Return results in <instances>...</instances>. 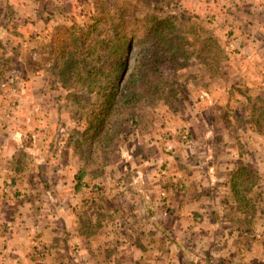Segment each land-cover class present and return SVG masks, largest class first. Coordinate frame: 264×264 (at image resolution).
Segmentation results:
<instances>
[{
	"label": "crops",
	"instance_id": "crops-1",
	"mask_svg": "<svg viewBox=\"0 0 264 264\" xmlns=\"http://www.w3.org/2000/svg\"><path fill=\"white\" fill-rule=\"evenodd\" d=\"M32 1L18 0L13 8L25 9ZM175 1L176 15L203 18L209 11L211 22L221 24L219 31H230L222 47L229 57L226 68L235 70L227 77L228 89L243 85L247 91L245 84L262 83V93L236 115H252L262 100V124L220 122L225 93L208 94L207 108L196 111L200 124L192 127L186 120L181 126L193 135L188 144L170 128L161 133L134 124L127 134L122 128L105 155L97 150L102 166L90 170L72 162L77 148L70 142L60 150L65 135L59 144V135L56 140L49 135L52 130L55 135L67 106L63 109L58 92L45 93L42 78L34 80L17 108L0 106V258L5 264H264V0ZM233 91L226 93L232 102ZM252 92H240L237 99L251 102ZM37 110L46 116L37 119ZM69 115L62 122L68 131L70 123L76 125L75 115ZM238 128L245 133L238 134ZM251 131L262 154L256 148L258 156L253 153L248 161L237 151L246 146L240 136ZM248 162L262 163V174ZM243 167L245 181L234 189V176Z\"/></svg>",
	"mask_w": 264,
	"mask_h": 264
},
{
	"label": "rangeland",
	"instance_id": "rangeland-1",
	"mask_svg": "<svg viewBox=\"0 0 264 264\" xmlns=\"http://www.w3.org/2000/svg\"><path fill=\"white\" fill-rule=\"evenodd\" d=\"M17 1L14 0L15 4L9 5L8 0H0V25L4 27H0V69L2 71L1 74L4 75L2 76L3 78L1 77L0 106L2 107L1 104H3L14 110L20 104V95L31 91L36 85L33 81L42 78L45 82L42 84L47 87L45 93L58 92L61 95L60 98H62L63 109L67 106V109L63 112V118L58 121L60 123L56 127L55 135L53 130L52 134L50 132L49 135L54 136V140L59 135L58 144L65 135L63 143L60 142L62 143L60 150L66 149L68 142L71 143L70 147L73 149L77 148V156H74L75 159L72 161L74 164L84 165L85 168L90 170L94 168L100 169L102 165L99 167L97 162L99 161L98 152L91 154L96 144V141L91 136L94 131H86L89 127L88 121L93 119L88 117V115L94 110H98L99 106L95 103L100 96L96 93H88L87 88L83 86L84 80L79 79L80 77H77L75 73H70V66L72 65L70 59L72 57L69 55L64 60L62 52L75 46L73 38L76 35L86 38L88 40L87 44L96 39L107 37L109 24H113V19L117 15V7L130 8L133 6L135 7L133 9L135 15H142L149 11H161V9L175 14L174 12L179 11V5L175 0H70L71 2L69 0H33L27 4L25 9L22 7L18 11V7L17 9L16 7L13 8L16 6ZM190 11L191 14L195 12L193 8ZM36 15H39L40 18L36 19ZM211 15L212 13L207 11L203 18H194L189 16L188 13H186V18L181 17L180 24L185 31L183 36L188 40V44L186 43L184 46L186 51L184 57L186 60L181 59L174 62L167 59V62L161 65L160 68L166 85L169 88H175L174 91H171L174 92V95L168 96L165 92L166 96L164 98L166 100H159L158 103L147 109L135 107L133 110L137 118L135 123L139 127L142 126V130H159V132L165 133L166 127L170 128L171 131H174V134L176 133V138L185 141L186 145L191 140H194L193 135L186 127L181 128V126L186 124V120L188 122L192 121V127L195 124H200L197 121L198 115H196V111L207 108L209 102H206V95L212 93L222 94L223 92L225 93V98L221 99L223 109L219 113L220 122L233 124L236 127H244L247 122L262 124V100H257L258 102L254 111H252V115L245 113H240L239 116L236 115L238 113L236 110H239L242 106L252 104L256 94L262 93V83H254L249 86L245 84L247 91H243V85H239V87L231 89L235 90L233 94L231 93L234 101L228 100L226 93L231 90L228 89L230 81L228 82L227 77L230 73L233 74L235 70L228 66L226 68L225 65H228L229 57L225 56L222 47L229 43L228 34L230 31L226 33L223 32L224 30L219 31L218 27H221V24L215 26L211 22ZM98 20L101 21L98 23L96 31L86 36V31L91 29L94 22ZM195 34L200 35L204 40H207V38L217 40L214 48L210 42L206 43L210 45L211 49L213 48L211 56L208 54L209 52H200L201 41L198 40ZM126 43L123 42L121 51L123 52L122 54L125 55L127 53L131 57L130 68H132L135 64L134 59L140 51V42H137V40L131 42V50ZM236 48L235 46L232 47L233 51L231 53L233 56L238 51ZM215 53L220 54V57L217 58L218 61L214 60L216 57ZM238 57H235V60L240 61ZM67 72L69 73L68 75L71 74V77H63L64 73ZM240 92L245 95L252 92V97L250 98L252 101L250 102L249 100L247 102L248 100L244 96L237 99ZM203 96L205 98H202ZM45 100L48 101V97L45 96ZM36 112L35 117H38L37 119L46 116V114L43 115L41 110ZM70 113L75 115L74 121L77 126L75 125L73 128L71 127L72 124H69V127L73 128L74 131L70 128L68 131L65 127L66 125L64 123L62 125V122L70 119ZM163 115L164 117H162ZM152 123L155 124V127L150 128ZM127 124L124 126L126 132H123V134H127L129 131L126 130L128 129L127 126L131 127V129L132 127L134 128L133 122ZM237 133L245 132L240 131L238 128ZM258 133L262 135V130ZM255 136V132L251 131L250 134L238 137L239 142L246 141V146L244 148L239 147L237 153L248 161L250 158L251 160L253 159L254 154L257 155L256 152H253L256 148L260 147L257 151L261 150L260 154H262V144L258 146L259 141ZM66 138L67 143L65 144L66 141L64 139ZM122 138H125V135ZM48 140L45 138L44 141ZM50 144L48 143V145ZM247 165L254 166L260 172L258 174H262V163L258 165L256 162H248ZM0 166L2 165L0 164ZM29 168L32 167L29 165ZM86 181L93 182L94 179L88 178ZM249 196L253 198V191ZM252 201L258 202L259 199L254 197ZM255 211L251 209L249 212L253 214ZM258 214L262 216L261 205L259 206ZM0 264H5L1 258Z\"/></svg>",
	"mask_w": 264,
	"mask_h": 264
},
{
	"label": "trees",
	"instance_id": "trees-1",
	"mask_svg": "<svg viewBox=\"0 0 264 264\" xmlns=\"http://www.w3.org/2000/svg\"><path fill=\"white\" fill-rule=\"evenodd\" d=\"M134 8L117 7V15L113 24H109L107 37L87 44L86 38L75 34V46L62 52L64 60L69 55L72 57L69 58L72 61L70 73H75L79 79L84 80L83 86L87 88L88 93L100 96L95 103L99 106L98 110L88 115L93 119L88 121L89 127L86 131L93 130L91 136L96 141L92 153L100 149L105 155L108 148L114 146L116 137L124 130L122 128L127 123H135L137 118L133 110L136 106L147 109L159 100H166L165 92L168 96L174 95L171 91L175 88L166 85L164 75L160 72L161 65L167 62V59L174 62L186 60L184 46L188 40L183 36L185 31L180 24L181 17L165 12L164 9L135 15ZM100 21L94 22L91 29L86 31V36L96 31ZM195 35L201 41L200 52H209L211 56L217 40H204L200 35ZM134 40L140 42V51L134 59V66L130 68L132 59L127 53L122 54L121 50L123 42H127L131 50V42ZM207 42L211 43L212 49ZM219 55L216 54L215 61H218ZM1 73L0 69V88L1 77L4 76ZM68 74L64 73L63 77H71V74ZM246 174L247 167L239 169L232 181L234 189L239 187V182L242 184V181H245ZM234 191L239 193L238 190Z\"/></svg>",
	"mask_w": 264,
	"mask_h": 264
}]
</instances>
